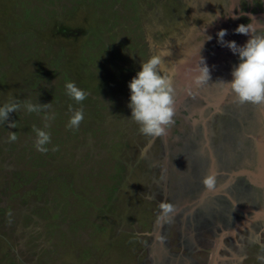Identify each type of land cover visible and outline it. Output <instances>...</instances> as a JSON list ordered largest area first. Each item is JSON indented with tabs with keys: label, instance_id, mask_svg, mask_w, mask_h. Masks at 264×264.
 Returning a JSON list of instances; mask_svg holds the SVG:
<instances>
[{
	"label": "rangeland",
	"instance_id": "374dc122",
	"mask_svg": "<svg viewBox=\"0 0 264 264\" xmlns=\"http://www.w3.org/2000/svg\"><path fill=\"white\" fill-rule=\"evenodd\" d=\"M247 2L0 0V107L19 106L0 120V264H219L218 255L199 261L198 250H181V231L173 230L203 194L220 197L202 184L188 193L196 174L202 182L217 173L227 159L216 153L264 130V106L238 104L218 79L225 70L223 81H231L239 60L216 34L226 29L225 41L246 43L249 37L234 34L242 21L232 17L250 11ZM253 3L262 11L260 0ZM257 21L256 34H264V21ZM152 56L161 57L167 73L175 70L174 123L161 137L143 135L127 106L128 84ZM203 61L210 79L197 88L192 69ZM69 82L85 91L83 102L66 94ZM29 103L46 107L29 112ZM76 110L84 119L70 128ZM35 130L49 134L46 152L35 147ZM256 167L233 164L224 174L260 186ZM161 202L177 208L170 223H157ZM244 230L222 237L220 257L263 264L255 253L254 262L240 259L250 231ZM256 231L249 233L255 243Z\"/></svg>",
	"mask_w": 264,
	"mask_h": 264
},
{
	"label": "clouds",
	"instance_id": "9594fccd",
	"mask_svg": "<svg viewBox=\"0 0 264 264\" xmlns=\"http://www.w3.org/2000/svg\"><path fill=\"white\" fill-rule=\"evenodd\" d=\"M236 19L237 17H232ZM205 31V30H204ZM227 30H220L217 35V43L227 47L234 55L238 56L239 63L231 71V81L220 82L226 85L232 92L235 102L238 104L250 103L255 106H264V34H256V29L251 23L239 24L234 29V34L249 37L245 44L238 46L235 41H225ZM212 39L207 36V41ZM130 46V45H129ZM160 56H152L146 62L141 63L140 71L131 79L128 84L130 90V102L127 105L131 110L130 118L139 125V131L146 136L161 137L166 134L168 128L174 123L175 96L173 69L171 74L162 67ZM51 70V69H50ZM162 73V74H161ZM192 83L200 88L210 79L209 68L204 61L202 66L192 69ZM66 94L77 103L83 102L87 94L78 88L74 82L65 85ZM191 94V89H188ZM19 106L15 103H5L0 107V120L8 121L9 114L17 110ZM29 112L39 111L46 105L27 104ZM84 119L83 110H76L70 117L68 127L78 128ZM14 128V122L8 124ZM36 131L35 147L40 152H46L44 147L50 142V136L43 130ZM15 133H9L11 141L16 140ZM203 187L209 191H215L217 186L216 174L206 175L202 180ZM161 210L157 217V223H170V218L177 212L175 205L169 202L159 204ZM258 260L264 261V255H259Z\"/></svg>",
	"mask_w": 264,
	"mask_h": 264
},
{
	"label": "flooded vegetation",
	"instance_id": "af4514ba",
	"mask_svg": "<svg viewBox=\"0 0 264 264\" xmlns=\"http://www.w3.org/2000/svg\"><path fill=\"white\" fill-rule=\"evenodd\" d=\"M253 1L254 0L251 1L248 0L247 2V4L251 7L250 11H248L247 13L239 12L238 17L235 20L237 21L238 19V21H242V23L249 22L252 25H254L256 29L257 27H260L262 24L257 20L259 19L261 22L264 21V0H260L262 11H260L258 6L256 7L254 5ZM234 6H235V2H233L232 8ZM254 8H256L255 12L252 11V9ZM233 12L236 11L231 10L229 11V14ZM251 12H253L254 16H251L252 15L250 14ZM230 52L231 51L229 50V53ZM231 54L233 53L231 52ZM226 55H228V53ZM224 72L225 70L221 73V75H219L218 77L219 80L220 79L225 80L223 79L226 77V74L224 75ZM188 107H187V111H188ZM225 120H227V118ZM225 120H222L221 122H224ZM259 122L260 119H258L257 127L261 126V124L259 126ZM201 127L203 129L205 128L204 126ZM256 130H253L252 131L253 133L248 134L247 138H245L249 140V143L248 142L247 144L243 143L242 147H239L238 149L234 148L232 152H231L232 149H229V151L223 150L222 152L216 153L215 158L220 159L224 157V159H227V160H223L224 162H221L220 166L215 171L217 172L215 173L217 179V186L215 191L218 193V195H220V197L212 196V198H209L211 197V195L206 196V194H203L199 200L200 203H198L199 202L198 201L197 205H193L189 209L188 211L189 214L185 216L186 220L183 222V224L179 228L173 230L177 234L179 233V230L181 231V235L179 234L180 236H182L181 242H183V245L181 246V250L183 249L187 253H192V254H194L193 251L198 250V252H200V257L198 258L199 261H203L204 255L205 256L210 255L211 260H214L213 257L218 255L219 258L217 261L216 260L215 261L216 263L219 264H229V263L231 264L232 260H238L237 255L235 254L233 255L231 254L230 256L227 257L225 255L224 257L223 256L220 257V251L223 249V244H224L223 241L224 239L222 240V237L223 236L226 237V235L231 236L233 233L237 234V232L239 233L240 231H245L244 229L250 231L248 232L247 237L243 236V238L245 239L242 241V245L244 247H247V249H245V252L243 250L245 255L240 254L241 256L240 259L244 258L246 260L248 259L250 262H254L256 261V258L253 253H255L257 257L259 255H264V215L263 216L259 215L260 211H262L261 209L264 208V187L256 186L252 184L250 182V179L247 178L246 176H242V177L237 176L234 180L232 178H230L231 179L230 180L228 179V177L226 179V174H224V171H227L226 169L231 168L233 164L235 165L239 164L241 166L245 165L247 168L249 167L254 168V166L256 167L257 165L256 162L258 159V151L255 150V146L253 144L254 141L251 138L253 134L256 135L259 133V131L257 130L258 131L257 132ZM237 151H241V154H236L235 152ZM254 151L256 152L254 153ZM210 159L211 161L214 162V156L213 158L211 156ZM214 165H216V163H214ZM196 176H197V178L195 177L196 183L193 182L192 189L188 191V193L195 194L199 190L198 187L200 186V184H202V182L198 181L199 174L198 175L196 174ZM223 176H225V178ZM220 184L222 185L221 188L219 187ZM226 190L228 191V193L225 194ZM191 196L194 197L195 195H191ZM207 197H208V205L206 202ZM212 199L216 202L213 205L211 204ZM217 199L220 202L219 204L216 201ZM244 221H246L251 226H243L242 224ZM254 224H259L260 226L255 227ZM173 226L174 225H172V227ZM229 227H234V228L231 229ZM253 227L254 229L257 230L256 233L260 235V240L257 243L254 242L255 240L249 234L253 230ZM248 239L250 241V244L248 243ZM178 240L180 239L178 238ZM252 242L258 245V247L256 248L252 247L251 246ZM240 245L241 243L237 244V246ZM180 258H185V257H180ZM259 262L264 264V261L260 260Z\"/></svg>",
	"mask_w": 264,
	"mask_h": 264
},
{
	"label": "water",
	"instance_id": "95a60500",
	"mask_svg": "<svg viewBox=\"0 0 264 264\" xmlns=\"http://www.w3.org/2000/svg\"><path fill=\"white\" fill-rule=\"evenodd\" d=\"M224 93V92H223ZM254 141L256 142V151H258V159H257V171L260 172L257 174H254L255 177L257 176H261V178H259V184L260 186L264 187V130L261 129V131L256 134L255 136H253ZM245 173V171H244ZM247 174L250 176L252 175V173L250 174L249 172H247ZM258 184V185H259Z\"/></svg>",
	"mask_w": 264,
	"mask_h": 264
},
{
	"label": "bare ground",
	"instance_id": "6f19581e",
	"mask_svg": "<svg viewBox=\"0 0 264 264\" xmlns=\"http://www.w3.org/2000/svg\"><path fill=\"white\" fill-rule=\"evenodd\" d=\"M231 180V179H230ZM212 206V205H211ZM246 214V213H245Z\"/></svg>",
	"mask_w": 264,
	"mask_h": 264
}]
</instances>
